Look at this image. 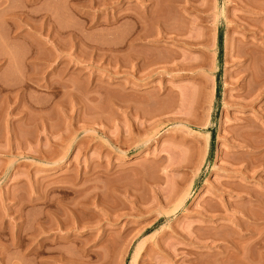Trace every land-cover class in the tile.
Segmentation results:
<instances>
[{"label":"rangeland","instance_id":"1","mask_svg":"<svg viewBox=\"0 0 264 264\" xmlns=\"http://www.w3.org/2000/svg\"><path fill=\"white\" fill-rule=\"evenodd\" d=\"M261 51L264 0H0V264H264Z\"/></svg>","mask_w":264,"mask_h":264},{"label":"bare ground","instance_id":"2","mask_svg":"<svg viewBox=\"0 0 264 264\" xmlns=\"http://www.w3.org/2000/svg\"><path fill=\"white\" fill-rule=\"evenodd\" d=\"M260 49L262 50V47H261ZM261 53H264V52L261 51L260 54H261ZM257 55L259 56V54H257ZM261 55H262V54H261ZM261 55H260V56H261ZM250 56H251V55H250ZM258 56H257V57H258ZM263 57H264V56H263ZM250 58H251V59H250V60H251V63H249V64L251 65L252 62H253L254 65H255V67H258L259 63H260V67H261V65L264 63V60H262L263 58H262V57H259V58H261V60H262L263 62L261 61V62L257 63V66H256L255 63H256L257 61L254 60L253 57H250ZM252 58H253V59H252ZM255 59H258V58H256V56H255ZM253 60H254L255 62H254ZM259 61H260V59H259ZM254 65H251V66H254ZM263 66H264V65H262V67H263ZM245 67H246V66H245ZM245 67H244V68H245ZM249 67H250V66H249ZM255 67H254V70H253V68L251 67V68H252V71H254L253 73H251V72H252V71H250L251 69L246 68L247 70H249V71H247V72H248V73H249V72L251 73V74L249 73V75H250V76L252 75V78H250L249 75H248V77L251 79V81H252V80L254 81L253 84H257V85H256V88H255V85L249 84V82L252 83L253 81L251 82L249 79H247V81H245V82H247V84H249V86H245V87H247V89H248L251 93H252V91H255V90H253V88H255V89H257V88L259 89V88H260V89H261L260 92H262V90H264V88H263V87H264V72L261 70L262 73H263V74H262L261 71L259 70V67L257 68V70H255V69H256ZM262 67H261V68H262ZM246 69H244V70H246ZM262 69L264 70V68H262ZM257 71H260V73H261L260 76H259L258 74H255ZM247 72H246V73H247ZM248 73H247V74H248ZM258 73H259V72H258ZM244 76H245V75H244ZM243 79H244V78H243ZM248 81H249V82H248ZM245 82L243 83L244 85L246 84ZM247 84H246V85H247ZM258 85H259L260 87H259ZM250 86H251V87H250ZM252 86H254V87H252ZM257 86H258V87H257ZM262 88H263V89H262ZM247 89L244 88L245 92H246V93L248 92V94H250L249 91H248ZM250 89H252V91H251ZM258 89H257V91H259ZM246 90H247V91H246ZM260 92H258V93H260ZM259 95H260V94H259ZM259 95H257V96H259Z\"/></svg>","mask_w":264,"mask_h":264}]
</instances>
